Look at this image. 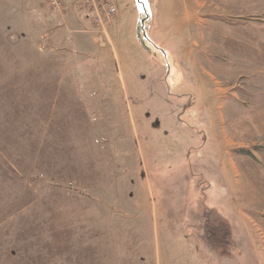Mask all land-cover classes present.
Instances as JSON below:
<instances>
[{
	"label": "rangeland",
	"instance_id": "374dc122",
	"mask_svg": "<svg viewBox=\"0 0 264 264\" xmlns=\"http://www.w3.org/2000/svg\"><path fill=\"white\" fill-rule=\"evenodd\" d=\"M113 1L117 14L102 26L78 0L47 5L52 27L33 18L20 27L21 0L3 1L11 67L0 73V178L21 189L12 187L10 215L0 203V264H258L242 240L229 259L214 253L226 252L234 212L213 136L218 120L250 136L230 94L247 100L264 86L242 74L232 58L242 45L231 40L253 30L242 20L264 26V14L244 0H162L160 35L188 81L171 89L197 95L184 121L207 125L203 147L178 121L183 102L168 95L163 70L137 48L126 0Z\"/></svg>",
	"mask_w": 264,
	"mask_h": 264
},
{
	"label": "crops",
	"instance_id": "0c3cea01",
	"mask_svg": "<svg viewBox=\"0 0 264 264\" xmlns=\"http://www.w3.org/2000/svg\"><path fill=\"white\" fill-rule=\"evenodd\" d=\"M3 1L4 0H0V15L4 17L5 13H9L10 8L9 4H5ZM20 4L22 24H18L17 27H19V25L20 27L26 26L27 18H33L34 23L39 26L41 24L48 25L46 27L53 26L55 21L54 16L49 10L45 0H21ZM242 8L243 10L264 14V0H244ZM228 9L231 10L230 2H228ZM9 18L8 16V19ZM242 21L243 28L245 29L246 27L250 30L253 28V32L251 31L248 34L244 33L241 40L236 38L235 40H231L238 44V46L242 45L241 54L233 53L232 58L241 59L243 62V75L247 77L257 76L260 86H264V26L260 23L262 21L254 23L251 21ZM10 27V21L0 24V43L9 44V47L6 49L5 46L3 48L1 47L0 69L2 71H0V73L3 74L9 72L11 67V37L10 35L6 38L3 36L5 31L7 34L9 33ZM254 27H263L261 28L263 30L258 31L257 29V31H254ZM48 41L49 40H47V42ZM51 41L53 40L50 39V42ZM204 72H206V70ZM232 89L235 90V88ZM256 95V93H251L249 98L244 100L239 99L234 93L230 94L232 97L230 100L234 103V107H239L244 110L241 111L240 121L244 122L245 128L248 130L250 135L248 139L242 140L237 136L227 134V132L225 133L222 129L223 120H218L221 132L218 130L217 134L213 133L216 135H212L215 137L218 144L216 151H218L219 155L224 156L223 166H221V178L226 182L228 188V204L230 203L233 205L232 210L234 212L231 218L226 219L229 223H232V227L230 224L231 232H229L230 236L232 235L229 239L230 242L228 241L226 244L227 248H222V250H226L227 253L219 254V245L217 246V244V252L214 248L213 250L214 253L217 254V258L229 259L231 253L240 250L238 244L240 240H242L244 247L246 246L249 251H252L254 256H258V264H264V93L259 92L258 95ZM3 98L4 99L0 103H2V106H6L8 97ZM228 110L232 112L230 107ZM236 110L233 111L235 112ZM4 113H2V115H4ZM236 119L237 117L234 116V114H230L227 122L232 123L233 121L234 124L235 121H238ZM47 122H49L48 119ZM20 129L22 130L23 128L20 127ZM21 130L18 129L17 131L22 132ZM203 132L205 134V141L202 146L204 147L208 133L207 125H205V130H203ZM8 180L9 181L6 179L5 181V179L0 178V203L2 205L1 209L10 215L12 201H17L15 194H13L15 191L12 192L11 190H13V186H19V184L17 182H10V179ZM19 189H21L20 186ZM23 193H25V190H23ZM23 193L18 194L22 196ZM10 197H13V199L8 202ZM22 211V209L19 210V212ZM236 225L238 229H236ZM232 228H235L234 231H232ZM101 230L102 227H99L100 233ZM235 236L238 240L234 241L233 237L235 238ZM240 236H243V239H239Z\"/></svg>",
	"mask_w": 264,
	"mask_h": 264
},
{
	"label": "water",
	"instance_id": "95a60500",
	"mask_svg": "<svg viewBox=\"0 0 264 264\" xmlns=\"http://www.w3.org/2000/svg\"><path fill=\"white\" fill-rule=\"evenodd\" d=\"M161 4L162 0H126L124 9L133 14L132 37L137 48L144 55L147 63L163 70L162 83L168 95L183 102L178 121L200 135L203 144L204 132L191 128L189 123L184 121L185 114L196 107L197 95L195 93L179 95L171 89L172 86L188 84V81L184 76L182 66L167 43L168 39L160 35L162 33Z\"/></svg>",
	"mask_w": 264,
	"mask_h": 264
},
{
	"label": "built area",
	"instance_id": "2783aa9c",
	"mask_svg": "<svg viewBox=\"0 0 264 264\" xmlns=\"http://www.w3.org/2000/svg\"><path fill=\"white\" fill-rule=\"evenodd\" d=\"M45 1L53 11L62 9V0ZM78 2L81 7L90 12L97 26H102L103 23L110 21L117 14V7L113 0H78Z\"/></svg>",
	"mask_w": 264,
	"mask_h": 264
},
{
	"label": "trees",
	"instance_id": "16d2710c",
	"mask_svg": "<svg viewBox=\"0 0 264 264\" xmlns=\"http://www.w3.org/2000/svg\"><path fill=\"white\" fill-rule=\"evenodd\" d=\"M3 170V169H2ZM217 246H215L214 248H216ZM226 251V250H225ZM222 253H226V252H222Z\"/></svg>",
	"mask_w": 264,
	"mask_h": 264
}]
</instances>
